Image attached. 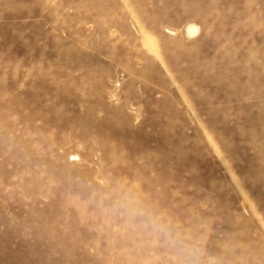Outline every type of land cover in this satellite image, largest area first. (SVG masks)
<instances>
[{
  "label": "rangeland",
  "instance_id": "obj_1",
  "mask_svg": "<svg viewBox=\"0 0 264 264\" xmlns=\"http://www.w3.org/2000/svg\"><path fill=\"white\" fill-rule=\"evenodd\" d=\"M104 175L264 264V0H0V264H124Z\"/></svg>",
  "mask_w": 264,
  "mask_h": 264
},
{
  "label": "clouds",
  "instance_id": "obj_2",
  "mask_svg": "<svg viewBox=\"0 0 264 264\" xmlns=\"http://www.w3.org/2000/svg\"><path fill=\"white\" fill-rule=\"evenodd\" d=\"M75 199L100 220L110 243L119 245L124 264H229L230 257L211 246L210 217L176 210L148 193L139 179H84Z\"/></svg>",
  "mask_w": 264,
  "mask_h": 264
},
{
  "label": "bare ground",
  "instance_id": "obj_3",
  "mask_svg": "<svg viewBox=\"0 0 264 264\" xmlns=\"http://www.w3.org/2000/svg\"><path fill=\"white\" fill-rule=\"evenodd\" d=\"M197 30H198V28H195V27H190L189 28V32L190 33H195V32H197Z\"/></svg>",
  "mask_w": 264,
  "mask_h": 264
}]
</instances>
